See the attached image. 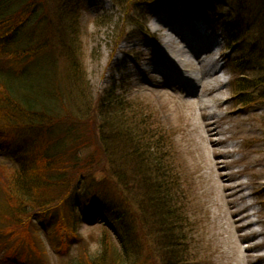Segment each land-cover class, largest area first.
<instances>
[{"label": "trees", "instance_id": "1", "mask_svg": "<svg viewBox=\"0 0 264 264\" xmlns=\"http://www.w3.org/2000/svg\"><path fill=\"white\" fill-rule=\"evenodd\" d=\"M69 1L52 14L47 0H0V151L15 160L0 174V255L26 264L24 249L41 251L35 227L79 242L84 224L102 234L66 264H191L173 135L113 88L91 96ZM217 1L197 0V11L214 13ZM234 1L221 28L239 52L233 95L264 110V0Z\"/></svg>", "mask_w": 264, "mask_h": 264}, {"label": "rangeland", "instance_id": "2", "mask_svg": "<svg viewBox=\"0 0 264 264\" xmlns=\"http://www.w3.org/2000/svg\"><path fill=\"white\" fill-rule=\"evenodd\" d=\"M47 2L52 14L62 11L61 0ZM129 2L70 0L64 8V13H71L79 24L91 96L97 99L113 88L116 94L141 105L172 133L173 153L188 203L191 264H264L263 107L251 108L237 102L233 94L238 73L231 68V61L239 52L236 47L228 49L219 34L225 16L236 8L235 1H217L212 18L209 17L212 26L205 24V17L194 14L193 4H183L181 0H146L137 8ZM240 6L243 8L244 4ZM195 19L198 24L204 23L208 35L203 37L216 41L209 47H203L205 39L190 46L183 42L184 36H176L169 28L176 23L192 27ZM154 25L163 27L162 32L168 35L173 34L175 46L187 51L194 63L209 55L218 59L217 66L222 65L215 100L203 97L214 113L212 121L218 129L213 140L206 138L199 124L200 109L194 103L198 94L185 96L176 91L178 85L164 74V59L170 56L169 49L174 45L169 49L164 46L162 36L153 31ZM189 46L196 58L188 51ZM209 50L211 54H204ZM244 73L251 76V71ZM196 88L199 89L195 93H199L200 86ZM214 140L217 143L213 144ZM14 163L9 154L0 151V174L7 177ZM100 229L81 225L77 230L78 242L70 241L71 237L55 236L51 228L35 227L33 235L42 252L34 255L24 249L22 258H28L26 264H66L75 258L82 261L81 254L95 248L102 234ZM26 239L31 241L29 234ZM4 240L0 233V251L5 247ZM3 255L0 264H12Z\"/></svg>", "mask_w": 264, "mask_h": 264}, {"label": "bare ground", "instance_id": "3", "mask_svg": "<svg viewBox=\"0 0 264 264\" xmlns=\"http://www.w3.org/2000/svg\"><path fill=\"white\" fill-rule=\"evenodd\" d=\"M169 28L176 36H184L183 42H185L186 44L189 43L190 46H195L193 43L199 42L200 39L206 40L203 47H209L211 44L215 43L213 37H203L208 34L201 32L203 30L202 25H196L195 27H186L181 26L179 23H176L170 25ZM162 29L163 27L159 25H154L153 27V31L159 32L160 36H162L160 38L162 39V43L164 46L168 47L169 49L170 45H174L172 49H169L170 56H166V60L164 59V66L167 71L164 74L169 76L172 83L178 85V88H175L176 91L178 90L180 93H184L185 96H194L195 94H198L197 99L194 103H197L200 109L199 124H201L203 129L205 130L206 138H212L213 140V134H215V132H218V129L215 125V121H212L214 113H211L209 111L208 105L204 101L203 97L207 96L210 97L211 100H215L214 96L221 83L219 70L221 69L222 65L217 66L218 59L215 57H210L209 55L205 56V58L201 60L197 58V61L194 63V59L190 60L189 57H187V54H189L187 51L175 46L176 41L173 34L168 35L167 32H162ZM179 29H183V31L180 32ZM192 49L193 48L190 47V50L188 51L190 53H194L193 51H191ZM211 53L212 50H209L204 54ZM196 56L197 55L195 54V58ZM179 70H182L184 74H181ZM197 85H199L201 88L199 93H195L197 92V89H199L196 88ZM212 143L215 144L217 143V141L214 140L212 141Z\"/></svg>", "mask_w": 264, "mask_h": 264}]
</instances>
